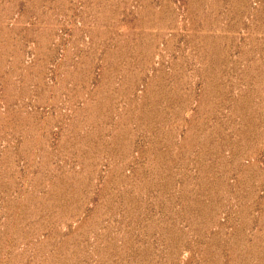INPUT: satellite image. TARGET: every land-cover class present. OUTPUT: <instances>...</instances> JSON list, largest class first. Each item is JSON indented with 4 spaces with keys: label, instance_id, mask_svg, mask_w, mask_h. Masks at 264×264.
<instances>
[{
    "label": "rangeland",
    "instance_id": "1",
    "mask_svg": "<svg viewBox=\"0 0 264 264\" xmlns=\"http://www.w3.org/2000/svg\"><path fill=\"white\" fill-rule=\"evenodd\" d=\"M0 264H264V0H0Z\"/></svg>",
    "mask_w": 264,
    "mask_h": 264
}]
</instances>
